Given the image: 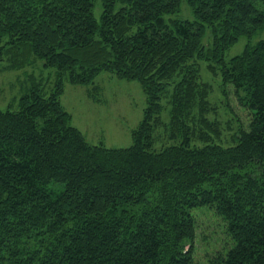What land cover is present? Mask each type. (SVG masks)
Returning a JSON list of instances; mask_svg holds the SVG:
<instances>
[{
  "label": "trees",
  "instance_id": "16d2710c",
  "mask_svg": "<svg viewBox=\"0 0 264 264\" xmlns=\"http://www.w3.org/2000/svg\"><path fill=\"white\" fill-rule=\"evenodd\" d=\"M93 1L0 0L4 69L54 70L0 111V264H264V42L222 58L264 31V0H185L194 21L169 25L182 0H97L100 23ZM193 61L230 86L225 113ZM102 73L145 96L129 148L89 145L61 105Z\"/></svg>",
  "mask_w": 264,
  "mask_h": 264
},
{
  "label": "rangeland",
  "instance_id": "374dc122",
  "mask_svg": "<svg viewBox=\"0 0 264 264\" xmlns=\"http://www.w3.org/2000/svg\"><path fill=\"white\" fill-rule=\"evenodd\" d=\"M116 5V10L118 9ZM102 8L99 1H93L92 15L97 23H100ZM169 25L170 21H194V15L185 0L180 3L177 13L164 17ZM259 42H264V31L256 32L252 37H242L238 42L225 50L223 60L230 61L240 56L247 46L254 47ZM212 45V35L207 28L202 39L205 50ZM199 71L200 80L212 87L210 102L219 107L222 113L225 109L224 89L219 73L213 75L208 70V65H217L213 62L193 61ZM6 62L0 63V111L16 112L19 99L29 93L34 84L40 86L51 85L54 80V70L44 68L41 61H37L32 67L21 70H6ZM63 109L70 115V125L76 128L91 146L102 144L107 149H124L132 145V132L137 130L146 108L145 96L137 82L118 80L111 74L102 73L94 80V86L81 87L70 86L65 83L64 93L61 97ZM165 109L161 113L162 127L159 134H164L163 126L169 122V108L165 102ZM229 108L235 113L239 122L246 125L248 114L239 108L236 100L230 95ZM224 112V111H223ZM225 113V112H224ZM223 113V114H224ZM226 117L223 116V121ZM237 133L236 125L230 132H221L214 142L222 147H232L236 139L231 136ZM166 143L165 146H170ZM201 146L200 144L198 145ZM163 147V141L156 143L155 149L159 151ZM204 216L202 215V218Z\"/></svg>",
  "mask_w": 264,
  "mask_h": 264
}]
</instances>
